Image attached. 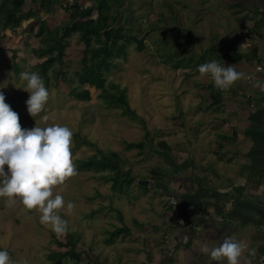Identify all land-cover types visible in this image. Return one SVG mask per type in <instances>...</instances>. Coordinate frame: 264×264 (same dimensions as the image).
Here are the masks:
<instances>
[{"label": "rangeland", "instance_id": "obj_1", "mask_svg": "<svg viewBox=\"0 0 264 264\" xmlns=\"http://www.w3.org/2000/svg\"><path fill=\"white\" fill-rule=\"evenodd\" d=\"M79 2L92 4V0ZM29 6L28 0L24 9ZM120 9L125 17L131 13L124 24L143 39V45L141 49L134 42L127 45L125 55L105 74V87L114 91L111 85L116 84L123 89L143 123L105 102L100 89L86 86L90 91L86 101L70 95L83 48L75 34L69 38L65 62L54 63L47 72L45 85L50 99L46 111L35 120L27 111L29 93L18 88L25 85L20 73L37 72L35 65L41 62L32 53V48L39 46L38 39L23 31L34 18L23 21L17 33L8 29L0 32V91L19 114L22 127L30 129L36 123L47 126L43 120L46 115L47 124L66 125L73 132L72 154L78 174L57 192L65 204L71 201L75 205L71 215L65 214L66 209L60 214L68 221L79 260L67 256L63 262L214 264L206 258H184V252L180 258H169L166 241L175 206L170 192L174 173L169 161L175 147L169 154L163 143L168 147L169 138L179 140L183 133L194 132L192 128L201 122L198 114L215 111L220 105L221 101L217 106L211 103L213 82L200 76L198 66L216 60L222 66L248 72L250 63L241 60L233 64L224 54L234 48L250 51L259 44V37L250 35L248 29L255 18L264 15V0H122ZM42 17L55 27L65 22L67 14L57 5L53 13ZM212 49L217 53H211ZM59 68L65 78L53 74ZM232 88L222 91V98L230 97ZM193 115L198 118L190 117ZM130 142H143L144 147H130ZM187 145L176 146V151H184ZM98 150L116 151L121 157L119 185L113 186L108 171L77 167L80 160L97 155ZM126 172L128 175L123 174ZM138 180H148L149 184L139 185ZM40 215L26 210L19 201L9 207L0 198V251L6 250L17 264H49L51 252L69 250L68 245H58L66 243L67 234L57 235L41 225Z\"/></svg>", "mask_w": 264, "mask_h": 264}, {"label": "crops", "instance_id": "obj_2", "mask_svg": "<svg viewBox=\"0 0 264 264\" xmlns=\"http://www.w3.org/2000/svg\"><path fill=\"white\" fill-rule=\"evenodd\" d=\"M263 33L255 45L260 60L247 62L248 82L238 81L215 111L199 113V126L189 127L194 132L167 142L169 154L175 147L169 162L176 201L166 241L169 258L184 252V258L213 262L201 247L211 250L227 236L255 249V256L246 252L241 264H264V91L256 70L264 64ZM182 143L187 147L176 151Z\"/></svg>", "mask_w": 264, "mask_h": 264}, {"label": "trees", "instance_id": "obj_3", "mask_svg": "<svg viewBox=\"0 0 264 264\" xmlns=\"http://www.w3.org/2000/svg\"><path fill=\"white\" fill-rule=\"evenodd\" d=\"M27 1L0 0V32L2 29H8L17 33L16 29L20 27L23 21L34 18L29 27L23 31L24 34L33 33L39 41V46L32 48V53L36 58L41 59V62L36 63L35 66L44 82H48L47 72L54 63L62 65L65 62L69 38L75 34L83 48L79 57V68L74 72L76 84L70 89V95L77 100L86 101L90 99V91L86 86L100 89V96L104 98L105 102L121 108L125 115L137 118L143 123V118L130 107L123 89L116 84L111 85L114 91L105 87V74L111 71L116 59L125 55L127 45L134 42L138 49H141L143 45V39L132 34V28L124 24L128 22L131 13L127 17L123 15V11L120 9L122 0H92L90 6L84 5L79 0H29L30 6L25 10L24 6ZM57 5L67 14V17L60 26L51 27L42 17V14L53 13ZM254 10L258 12V8ZM93 13H95L94 16ZM263 27L264 15H261V17L253 20L248 31L250 35L261 38ZM211 53L216 54L217 52L212 49ZM224 56L233 64H237L241 60L250 63L260 60L256 46H253L250 51L244 52L234 48L231 52L225 53ZM203 57L204 55L200 59ZM53 74L65 76L61 68L56 71L53 70ZM210 97L213 105L218 104L221 98V91L214 84L211 86ZM74 136L78 137V134ZM85 144L94 147L91 142L86 141ZM128 145L140 149L144 147L143 142H130ZM163 149L168 151V147L164 143ZM97 152V155L80 160L77 167L84 170L108 171L112 174L113 186L119 185L117 177L123 172L121 171V164L123 163L121 157L116 151L103 152L98 150ZM128 173L123 174L128 175ZM130 181L128 179V183ZM58 245H68L69 250L63 253L51 252L49 264H64L63 258L67 256L79 260L71 233L67 232L66 243L58 242Z\"/></svg>", "mask_w": 264, "mask_h": 264}, {"label": "clouds", "instance_id": "obj_4", "mask_svg": "<svg viewBox=\"0 0 264 264\" xmlns=\"http://www.w3.org/2000/svg\"><path fill=\"white\" fill-rule=\"evenodd\" d=\"M201 77L209 78L221 91L230 90L238 81L250 79L244 72L232 66H222L212 60L198 66ZM20 79L25 82L18 87L29 93L27 111L35 120L46 111L50 91L38 72L22 71ZM261 91L264 86L257 84ZM23 128L19 114L6 103L5 94L0 91V198L12 207L19 201L26 210L37 211L41 225L50 228L57 235H66L68 221L61 216L65 211L71 215L75 205L65 200L57 189L63 191L66 182L78 172L73 160V132L66 125ZM200 251L216 264H241L248 252L255 256V249L235 237H225L219 246L211 250L205 245ZM0 264H17L9 253L0 251ZM247 264H251L250 260Z\"/></svg>", "mask_w": 264, "mask_h": 264}, {"label": "built area", "instance_id": "obj_5", "mask_svg": "<svg viewBox=\"0 0 264 264\" xmlns=\"http://www.w3.org/2000/svg\"><path fill=\"white\" fill-rule=\"evenodd\" d=\"M256 70H257V72H259V73H261L262 75H263V78H262V81H261V85L262 86H264V64H257L256 65ZM172 203L173 204H175L176 203V201H175V199H172ZM186 224V222L185 221H180V225H185Z\"/></svg>", "mask_w": 264, "mask_h": 264}, {"label": "water", "instance_id": "obj_6", "mask_svg": "<svg viewBox=\"0 0 264 264\" xmlns=\"http://www.w3.org/2000/svg\"><path fill=\"white\" fill-rule=\"evenodd\" d=\"M139 185L147 186L149 184L148 180H138Z\"/></svg>", "mask_w": 264, "mask_h": 264}]
</instances>
